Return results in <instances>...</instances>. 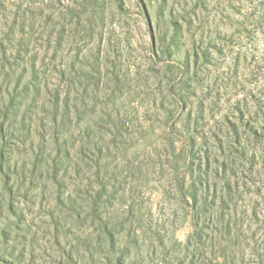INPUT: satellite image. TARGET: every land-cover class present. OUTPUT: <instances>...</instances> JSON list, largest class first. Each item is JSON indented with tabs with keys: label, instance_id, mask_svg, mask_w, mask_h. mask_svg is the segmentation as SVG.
<instances>
[{
	"label": "rangeland",
	"instance_id": "1",
	"mask_svg": "<svg viewBox=\"0 0 264 264\" xmlns=\"http://www.w3.org/2000/svg\"><path fill=\"white\" fill-rule=\"evenodd\" d=\"M0 264H264V0H0Z\"/></svg>",
	"mask_w": 264,
	"mask_h": 264
}]
</instances>
